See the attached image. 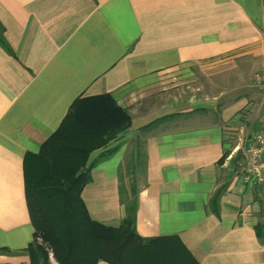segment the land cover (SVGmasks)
<instances>
[{
    "label": "crops",
    "instance_id": "obj_1",
    "mask_svg": "<svg viewBox=\"0 0 264 264\" xmlns=\"http://www.w3.org/2000/svg\"><path fill=\"white\" fill-rule=\"evenodd\" d=\"M0 23V264H31L28 156L102 95L132 126L91 156L118 148L82 193L91 218L119 226L136 191L138 234L179 241L153 264H264V0H0Z\"/></svg>",
    "mask_w": 264,
    "mask_h": 264
},
{
    "label": "trees",
    "instance_id": "obj_2",
    "mask_svg": "<svg viewBox=\"0 0 264 264\" xmlns=\"http://www.w3.org/2000/svg\"><path fill=\"white\" fill-rule=\"evenodd\" d=\"M0 45L13 53L1 23ZM131 126L129 112L113 96L79 97L40 152L28 156L34 173L26 180L27 205L35 229L34 241L27 249L31 264H49L48 249L54 251L59 264H153L161 259L164 247L179 242L138 234L136 191L122 199L125 218L116 227L93 220L82 198L92 169L118 148L107 149L91 161L92 154L107 148ZM256 231L261 237L259 227ZM170 250L174 252L173 247Z\"/></svg>",
    "mask_w": 264,
    "mask_h": 264
},
{
    "label": "built area",
    "instance_id": "obj_3",
    "mask_svg": "<svg viewBox=\"0 0 264 264\" xmlns=\"http://www.w3.org/2000/svg\"><path fill=\"white\" fill-rule=\"evenodd\" d=\"M249 167L251 174H255L260 182L264 183V135L257 138L256 145L250 148ZM49 264H59L55 253L48 249Z\"/></svg>",
    "mask_w": 264,
    "mask_h": 264
},
{
    "label": "rangeland",
    "instance_id": "obj_4",
    "mask_svg": "<svg viewBox=\"0 0 264 264\" xmlns=\"http://www.w3.org/2000/svg\"><path fill=\"white\" fill-rule=\"evenodd\" d=\"M234 141L237 142V143L239 142V141H237V139H234ZM137 150H138V149H137ZM137 152H138V151H137ZM139 152H140V154H141V153L143 152V149L140 148V149H139ZM138 174H139V179L142 180V168H141V167H140V172H139ZM134 176H135V175H134Z\"/></svg>",
    "mask_w": 264,
    "mask_h": 264
}]
</instances>
